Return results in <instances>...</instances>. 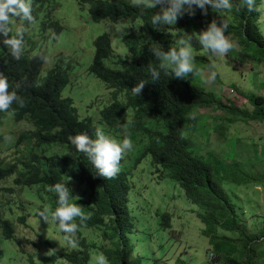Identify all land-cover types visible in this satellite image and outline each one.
Segmentation results:
<instances>
[{
  "label": "trees",
  "instance_id": "obj_1",
  "mask_svg": "<svg viewBox=\"0 0 264 264\" xmlns=\"http://www.w3.org/2000/svg\"><path fill=\"white\" fill-rule=\"evenodd\" d=\"M80 1L90 4L94 21L139 17L143 20L142 30L125 35L123 40L130 54L124 56L114 54L107 33L94 42L95 54L90 69L111 89V101L101 110L98 123L91 118H82L73 99L63 97L62 92L69 82L63 67H53L45 77H41L45 67L43 53L32 54L23 46L20 58L13 59L0 45V76L8 80L10 90L16 84L20 85L16 92L24 102L23 107L13 103L7 111H13L17 120L35 126L34 131L24 133L23 137L34 138L39 146L33 151L26 149V154H20L12 161H7L0 154V192L4 189L3 181L18 173V185L43 184L48 205L54 209L56 196L49 191L51 185L66 181L72 195L76 194L65 172V165L71 160L77 169L76 179L89 189V199L81 203L89 219L83 224L78 219L74 222L78 227L97 229L107 243L97 246L81 236L77 238L75 248L56 251L55 256L65 259L68 264H91V256L96 252L106 257L107 264H145L147 258L135 253L137 248L131 237L134 222L128 208L131 189L128 171L120 168L114 177L104 179L90 170L82 154H76L80 159L72 156L60 159L56 154H48L56 146H64L67 152L74 153L67 137L76 133L93 136L99 125L124 130V135L134 128L148 140L137 162L150 156L151 163L162 171L161 176L172 179L197 206V216L203 224L201 233L209 239L214 257L206 264H264V225L251 231L242 224L236 203L225 188L227 184H264V166L260 167L258 163L262 160L253 163L250 170H244L235 159L221 157L212 151L205 155L200 153L187 135L191 130H201L206 126L198 119L201 108L213 107L225 114L224 118H217L221 121L211 128L214 134L225 135L227 123L238 120L264 123V95L241 92L247 97L246 105H238L233 99L223 100L214 85L207 90L198 79L200 65L215 71L210 58L193 54L195 71L187 79L162 75L156 83H146L137 97L132 96L130 88L136 82L148 79L149 65L157 63L148 51L147 43H159L165 50L178 45H169L173 41L171 37L164 30L157 31L151 26L150 17L152 12L158 11L156 8L141 12L131 0ZM260 3L261 0H256L257 10L249 12L240 6L239 0H233L231 9L220 18L214 17L215 12L210 8L206 14H201V11L191 16L185 14L176 22L180 29H176V35L180 39L181 30L187 33L198 31L213 20L219 24L223 19L228 25L226 37L236 41L242 51L250 55L251 61L264 66V34L258 25L262 16ZM229 53L236 59H242L234 47ZM106 60H111V64ZM193 113L195 118H189ZM5 191L13 192V189L5 188ZM72 202L78 203L75 198ZM170 217L169 212H162L164 229L171 226ZM24 219V216L20 218ZM14 224L12 220L1 219L0 213V227L8 239L14 237ZM77 231L80 233L79 228ZM221 231L225 233L219 234ZM31 264H34L33 260Z\"/></svg>",
  "mask_w": 264,
  "mask_h": 264
},
{
  "label": "rangeland",
  "instance_id": "obj_2",
  "mask_svg": "<svg viewBox=\"0 0 264 264\" xmlns=\"http://www.w3.org/2000/svg\"><path fill=\"white\" fill-rule=\"evenodd\" d=\"M31 2L32 0L30 4ZM36 4L31 5L34 18L31 25L18 18H10V35H15L18 27H23L24 48L32 54L45 55V67L41 77L47 75L56 65L67 68L69 83L63 95L73 98L74 106L82 118H91L94 123H98L101 110L111 101V89L90 69L95 54L94 42L103 33H108L114 54H130L123 38L130 32L140 31L142 20L94 21L90 15V6L81 4L80 0H45ZM261 6V24H264V2ZM197 11L198 9L195 13ZM213 15L221 17L217 13ZM116 27L124 30L123 37L115 31ZM200 30L202 29L195 31ZM171 37L175 44L182 39L177 37L176 30L172 31ZM227 38L233 42L234 49L241 54L242 59H236L231 53L213 57L205 54L195 40L192 41L193 54L207 55L216 73L215 79H210L213 71L205 65H200L198 79L207 90L214 85L223 100L233 99L238 105H246L247 97L241 92L264 95V66L255 60L251 61L250 55L243 52L239 44ZM106 61L111 64V60ZM224 116L220 109L213 107L199 109L198 119L204 121L206 126L187 133L194 148L204 155L212 151L221 157L235 159L244 170H250L253 163L259 160H262L258 162L259 166L263 167L264 123L238 120L227 123L229 126L225 135L214 134L211 128ZM12 117V113H8L0 122V136L3 135L1 147L4 150L8 148V144L15 143L22 129L29 128L27 123L15 124L11 120ZM98 128L118 141L126 137L133 144L132 150L121 159L120 168L128 171L131 185L128 208L134 222L131 237L137 248L135 253L147 258L145 264H206L213 261L209 239L201 233L203 224L197 216V206L172 179L161 176L162 171L151 163L150 156L137 162L148 142L147 138L134 128L127 135H124V130H112L101 125ZM13 153L14 150L8 151L9 159H13ZM21 154L26 152L21 151ZM48 154H56L60 159L71 157L61 146L55 147ZM65 167L68 180L76 191L75 196L78 197L75 201H78L77 204L81 207V203L89 199V189L85 183L76 179L77 169L71 160ZM17 174L4 180L5 187L12 188L13 193L4 191L0 194L4 214L14 221L16 229L15 237L8 239L1 234L0 228V264H31V260L34 264H68L65 259L57 258L55 252L75 248L78 237L82 236L97 246L107 243L97 229L78 227L80 233H75L74 244L65 245L64 234L57 232L55 225H47L34 215L36 208L52 209L48 205L44 185L16 186L14 178ZM225 188L236 203V212L242 224L251 231L264 225V184H227ZM162 212H169L171 216V226L167 229L161 225ZM23 216L24 221L20 220ZM223 233L225 232H219ZM97 254H92L91 264H94L93 258Z\"/></svg>",
  "mask_w": 264,
  "mask_h": 264
},
{
  "label": "clouds",
  "instance_id": "obj_3",
  "mask_svg": "<svg viewBox=\"0 0 264 264\" xmlns=\"http://www.w3.org/2000/svg\"><path fill=\"white\" fill-rule=\"evenodd\" d=\"M43 1L45 0H32L30 4V0H0V45H3L8 50L9 55L13 59H19L22 54L24 28L18 27L15 31V35H10V18H18L19 20L25 21L29 25H31L34 19L32 15L31 5L34 6L37 5L36 3H42ZM262 2H264V0H261V3L259 4L260 8L262 7ZM134 3L141 10V12H143L145 9L156 8L158 11L152 12V15L150 17L151 26L157 31L164 30L169 35V37H171L172 31L178 29L176 23L178 18H181L183 15L187 14L191 16L195 13L196 9H198V11H201V14H206L207 10L210 8L213 12L222 16L224 12L231 9L233 0H135ZM239 3L241 7L247 9V11L249 12L257 10L255 7L256 0H239ZM88 5L90 6V4ZM127 19L141 18L129 16L120 20ZM262 19L263 17L261 16L258 25L261 27L260 29L263 32L264 24H261ZM227 28L228 25L224 22L223 19L219 24H217V22L213 20L199 32L195 31L191 34L186 32L179 33V35L182 36V39L178 41V44H175L172 41L169 43V45L171 46L178 45V47L168 48L167 50H165L159 43H147L148 51L152 54L157 63L155 64V66L149 65L148 79L136 82L130 88L131 95L137 97L141 93L146 83H156L157 81L161 80L162 75L164 77L175 79H187L189 74H193V72L195 71L193 64L194 56L192 51L193 40L196 41V43L199 45V48L203 49L205 54H210L213 57L225 56L234 47L233 42L229 40L225 35ZM141 30L137 31V33L141 32ZM115 31L121 34V36L123 37L124 30L121 27H116ZM171 39L173 40L172 37ZM54 67L56 68L60 66L56 65ZM64 69L67 71V68ZM215 76L216 73L213 71L210 74V79H215ZM19 87L20 85L16 84L14 88L10 90L8 80L5 77L0 76V122L3 117L8 115V113H12L13 117L11 120H13L15 124L27 123L29 125V128H24L19 132L15 143L8 144V148H6L5 150L1 147L3 135L0 136V154L4 156L7 161H12L16 156L21 154V151L26 152V149L33 151L34 148L37 149L39 147L35 144L34 138L23 137L24 133H30L34 131L35 126L32 123L24 120H17L13 111H7L11 107V105H13V103L17 104L20 107H23V99L18 96L16 92V89H19ZM65 89L66 87L64 88V90ZM63 97L70 96L63 95ZM189 118L194 119L195 114L193 113ZM67 140L74 149L75 153L74 154L73 152H68V154L72 156L73 159H80V157L76 154H82L84 158L83 160L87 162L90 170H92L95 175L100 176L104 179L112 178L120 171L121 159L133 148V144L130 139L125 137L118 141L117 139L106 135L104 130L101 128H95L93 136H90L87 133H76L73 135H69L67 137ZM11 145L14 146L9 147ZM54 148L55 147H53L51 150H53ZM65 149L68 150L67 148ZM10 150H14L13 159H9V155H7L8 151ZM14 175L15 174L11 175L8 178H11ZM17 177L18 174L14 178L15 185L23 187V185H18V183L16 182ZM4 182L5 181H3L2 184V187L4 189L0 192V194L5 191L6 187L4 185ZM49 191L54 193L56 196L55 208H36L34 210V215H36L47 225H55L56 231L64 234L63 239L65 241V245L71 246L74 244L73 237L78 229V224L75 223L74 220L78 219L79 223L83 224L89 219V215L86 214L76 202H72L73 198L78 197L72 195L71 189L67 185L66 181L54 183L53 185H51ZM0 213L1 219L11 220L10 217L4 214L1 202ZM1 234H3V231ZM48 254L51 255V252L48 251ZM93 262L94 264H107L106 257L102 253H98L97 255H95V257L93 258Z\"/></svg>",
  "mask_w": 264,
  "mask_h": 264
}]
</instances>
